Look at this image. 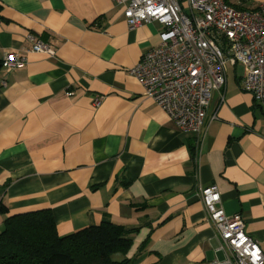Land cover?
<instances>
[{
  "label": "crops",
  "instance_id": "obj_1",
  "mask_svg": "<svg viewBox=\"0 0 264 264\" xmlns=\"http://www.w3.org/2000/svg\"><path fill=\"white\" fill-rule=\"evenodd\" d=\"M161 30L128 27L115 0H0V55L26 58L0 67V231L10 215L50 209L59 236L122 226L131 246L119 259L132 264L221 262L200 198L213 185L264 253V111L242 90V67L227 66L203 133L178 130L128 73ZM29 37L55 56L30 53Z\"/></svg>",
  "mask_w": 264,
  "mask_h": 264
},
{
  "label": "built area",
  "instance_id": "obj_2",
  "mask_svg": "<svg viewBox=\"0 0 264 264\" xmlns=\"http://www.w3.org/2000/svg\"><path fill=\"white\" fill-rule=\"evenodd\" d=\"M184 2L186 12L181 0H115L123 8L128 27L156 22L162 29L158 47L146 51L128 71L143 87V95L162 109L178 130L200 136L213 94L218 93L222 100L227 66L240 65L242 90L264 111V4L242 11L227 0ZM28 39L30 53L55 56L49 45ZM25 64L26 58L18 53L0 55V67L6 72ZM99 103V99L93 102L95 107ZM200 198L219 237V250L226 257L209 264H264V253L246 233L243 217L224 213L217 188H203Z\"/></svg>",
  "mask_w": 264,
  "mask_h": 264
},
{
  "label": "trees",
  "instance_id": "obj_3",
  "mask_svg": "<svg viewBox=\"0 0 264 264\" xmlns=\"http://www.w3.org/2000/svg\"><path fill=\"white\" fill-rule=\"evenodd\" d=\"M0 213H7L0 203ZM122 226L104 222L59 236L50 209L5 218L0 231V264H132Z\"/></svg>",
  "mask_w": 264,
  "mask_h": 264
},
{
  "label": "rangeland",
  "instance_id": "obj_4",
  "mask_svg": "<svg viewBox=\"0 0 264 264\" xmlns=\"http://www.w3.org/2000/svg\"><path fill=\"white\" fill-rule=\"evenodd\" d=\"M116 258L119 259V256H117Z\"/></svg>",
  "mask_w": 264,
  "mask_h": 264
}]
</instances>
